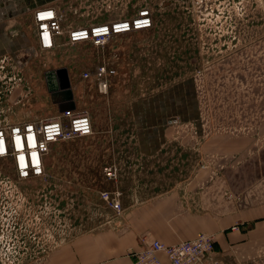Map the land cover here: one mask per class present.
Returning a JSON list of instances; mask_svg holds the SVG:
<instances>
[{
	"label": "rangeland",
	"instance_id": "374dc122",
	"mask_svg": "<svg viewBox=\"0 0 264 264\" xmlns=\"http://www.w3.org/2000/svg\"><path fill=\"white\" fill-rule=\"evenodd\" d=\"M62 2L60 13L68 26L131 17L144 7L150 11L152 27L114 36L104 48L90 42L69 44L64 37L25 71L16 69L13 60L0 59V124L16 112L11 103L15 101L20 112L54 115L56 105L45 71L57 69L67 75L65 93L77 110L88 111L93 124L91 136L51 146L41 177L18 179L10 159L0 158V264H72L73 247L85 258L82 252L89 250V236L107 229L115 216L100 196L104 190L115 189L104 168L122 166L124 179L133 178L136 172L131 165L141 160L137 131L164 128L198 133L204 127L215 147L223 116L229 125L233 117H241L242 126L264 124V0ZM100 63L115 70L104 94L98 92L93 78L81 77ZM62 81L59 74L57 86ZM60 95L67 98L63 91ZM227 130L233 135V128ZM166 153L163 166L173 153L184 155L179 148ZM212 153L204 164L209 166L208 180L216 181L218 157L215 150ZM199 158L191 161L199 164ZM245 158L241 171L228 172L222 192L209 187V198L221 201L224 196L225 203L235 202L234 206L264 198V146ZM152 162L149 157L148 166ZM254 164L256 182L248 178ZM188 174L165 169L143 172L149 180H181ZM239 255L227 256L228 264H264L263 253L250 258Z\"/></svg>",
	"mask_w": 264,
	"mask_h": 264
},
{
	"label": "crops",
	"instance_id": "0c3cea01",
	"mask_svg": "<svg viewBox=\"0 0 264 264\" xmlns=\"http://www.w3.org/2000/svg\"><path fill=\"white\" fill-rule=\"evenodd\" d=\"M62 1L0 0V59L13 60L16 69L24 71L32 69L34 60L40 59V56L47 52L38 48L34 10L39 7H54L56 12L60 13ZM60 23L63 29L68 26L67 21ZM72 26L73 24H70L67 28ZM64 37V35L55 37L56 46ZM19 54L25 55L26 59L17 63L16 59L21 58ZM37 71L38 67L33 70L36 75ZM17 95L12 98H16ZM59 97V105L55 104L57 111L62 110L63 105L71 100L61 95ZM16 102L18 101L11 102L16 112L11 119L5 120L22 122L42 118L38 112L34 113L27 109L20 112L17 110L19 105ZM195 118L198 116H186L188 120ZM233 118V125L228 124L225 116L221 118L215 147L204 127L203 130L200 127L198 133L188 130L167 132L164 128L137 131L135 138L141 160L137 158L136 163L131 165L136 174L131 180L124 179L125 169L117 166L119 174L117 181L113 183L115 188L122 192L120 197L122 212L120 216L115 214L114 219L109 221L108 224L111 225L107 229L101 233H93V237L89 236L88 252L81 251L85 258H80V249L73 247L72 264H100L101 261H104V264H133L134 259L130 252L142 248L141 238H145L146 241L158 239L172 244L192 239L200 232L215 234L213 255L222 264L229 263L227 256L237 258L242 254L250 258L256 254H264V198H254L252 203L244 206H234L235 202L229 205L225 203L224 196L221 201L214 196L209 198L210 186L218 187L222 192V187L227 185L226 180L230 171L234 169L241 171L244 166L240 163L246 159L245 157L264 146V124L259 122L258 126H251L249 122L248 125L242 126L241 117ZM200 122L204 123L205 117H202ZM229 127L233 128V135L227 130ZM176 148L183 150L184 155L173 153L163 166L166 162L164 157L168 155L166 152ZM211 149L217 152L218 175L216 181L209 179L210 185L206 172L209 166L204 164V159L206 157L207 160L213 154L214 150L210 151ZM149 157H153L151 166L147 163ZM192 158H199V164L196 160L195 163L191 161ZM147 169L153 171L165 169L174 173L186 171V174L187 172L189 174L181 180L174 177H157L155 180H149L143 175ZM256 171L257 167L254 164L253 171L248 175L250 181L258 180ZM234 226H237V229H233ZM162 259L167 262L163 256Z\"/></svg>",
	"mask_w": 264,
	"mask_h": 264
},
{
	"label": "built area",
	"instance_id": "2783aa9c",
	"mask_svg": "<svg viewBox=\"0 0 264 264\" xmlns=\"http://www.w3.org/2000/svg\"><path fill=\"white\" fill-rule=\"evenodd\" d=\"M76 14L77 10L74 9ZM34 22L37 30V44L41 51H48L56 47L55 37L65 36L67 43L90 42L96 48H104L117 35L132 31L145 30L152 27L149 9L140 8L127 18H116L106 22H93L84 26H72L63 29L62 14L54 7H39L34 10ZM20 60L25 55L19 54ZM115 74L112 67L104 63L95 66L92 71L81 73L83 79L93 78L100 93H106L109 79ZM175 122L172 120L170 122ZM93 134V124L87 110L66 108L54 115L38 119L11 122L2 120L0 124V158H9L13 164L18 179L41 177L44 175L45 165L49 158L53 144L66 142ZM107 179L117 181L119 170L116 165L104 168ZM118 189L104 190L101 199L117 216L122 212ZM233 229H237L234 226ZM142 248L131 251L133 264H219L214 258L215 234L200 232L192 239L181 240L167 244L158 239L146 241L140 239ZM162 256L166 259H162Z\"/></svg>",
	"mask_w": 264,
	"mask_h": 264
},
{
	"label": "water",
	"instance_id": "95a60500",
	"mask_svg": "<svg viewBox=\"0 0 264 264\" xmlns=\"http://www.w3.org/2000/svg\"><path fill=\"white\" fill-rule=\"evenodd\" d=\"M64 72V69H57L55 71H50L45 74V81L50 92L51 100L58 105L60 102V97L58 98V94L62 92V90L64 94H66L65 96L67 97V99L71 97L69 96V94L65 93V91L69 90V81L66 73ZM59 74L63 77V81L61 85L57 86L56 78Z\"/></svg>",
	"mask_w": 264,
	"mask_h": 264
},
{
	"label": "trees",
	"instance_id": "16d2710c",
	"mask_svg": "<svg viewBox=\"0 0 264 264\" xmlns=\"http://www.w3.org/2000/svg\"><path fill=\"white\" fill-rule=\"evenodd\" d=\"M66 108H76L75 102H73L72 100H70L69 102H67L66 104L63 105V108L62 109H66Z\"/></svg>",
	"mask_w": 264,
	"mask_h": 264
}]
</instances>
